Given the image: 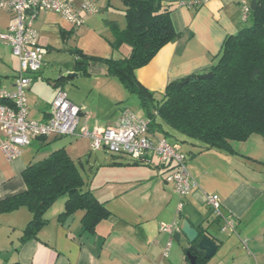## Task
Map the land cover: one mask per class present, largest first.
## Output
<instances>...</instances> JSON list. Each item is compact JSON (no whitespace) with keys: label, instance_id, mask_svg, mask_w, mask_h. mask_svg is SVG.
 Listing matches in <instances>:
<instances>
[{"label":"crops","instance_id":"0c3cea01","mask_svg":"<svg viewBox=\"0 0 264 264\" xmlns=\"http://www.w3.org/2000/svg\"><path fill=\"white\" fill-rule=\"evenodd\" d=\"M93 1L98 12L84 14L79 26L51 11H42L34 19L38 42L45 51V65L27 88L30 118L50 119L57 92L72 79L76 88H69L71 97L67 95L82 109L80 127L115 124L123 106L119 104L128 98V90L99 62L90 61L86 73L75 70V50L90 57H127L129 44H112L114 22L120 28L126 26L125 6L122 0ZM178 1L162 0L171 7L179 36L135 71L138 81L157 95H163L172 81L208 72L217 63L224 40L250 21L244 19L238 0H209L192 8L180 6ZM10 19L8 10H0V31L7 30ZM18 70V57L8 45L0 44V86L14 91ZM67 72L78 75L59 81V75ZM84 79L88 80L87 86ZM78 92H85V97L80 99ZM140 116L146 117L144 112ZM52 138L61 137L34 139L13 160L0 150V200L27 189L23 170L37 160L36 151ZM58 145L65 147L78 166L84 189L103 202L110 214L90 232L82 224L83 210L59 218L66 201V197H60L46 212L48 223L37 237L22 243L32 212L21 207L1 213L0 264H191L182 247L186 236L183 234L180 242L171 241L172 236L161 228L180 216L181 221L187 219L194 227L215 231L218 250L203 264H264L262 136L253 134L247 140L232 141L234 153L210 149L195 155L193 144H179L189 155L187 167L198 183L185 198L181 215L177 211L179 196L166 181L169 168L161 165L156 155L148 162L135 163L105 149L93 150L90 141L82 137H71L68 143ZM208 194L219 196L223 213L235 218V231L222 230L223 220L206 202Z\"/></svg>","mask_w":264,"mask_h":264},{"label":"trees","instance_id":"16d2710c","mask_svg":"<svg viewBox=\"0 0 264 264\" xmlns=\"http://www.w3.org/2000/svg\"><path fill=\"white\" fill-rule=\"evenodd\" d=\"M122 1L126 26L120 28L114 22L112 44H129V55L122 59L99 58L75 50V70L86 73L94 62L105 65L109 76L117 77L130 93L137 95L144 116L151 120V132L172 143L193 144L197 148L195 155L210 149L234 153L232 141H244L253 134L264 139V0H257V8L248 18L252 22L224 40L217 63L208 71L213 74L210 78L193 74L172 81L163 95L144 87L135 71L179 36L171 7L162 0ZM22 176L27 189L0 200V214L21 207L32 212L22 243L37 237L48 223L46 212L61 196H66V201L59 218L83 210L82 224L90 232L110 214L103 202L84 189L80 170L65 147L27 165ZM190 250L198 255L197 264L207 260L196 244Z\"/></svg>","mask_w":264,"mask_h":264},{"label":"built area","instance_id":"2783aa9c","mask_svg":"<svg viewBox=\"0 0 264 264\" xmlns=\"http://www.w3.org/2000/svg\"><path fill=\"white\" fill-rule=\"evenodd\" d=\"M209 0H179L183 7H199ZM252 0H238L244 19L251 16ZM0 10H8L11 19L7 30L0 31V43L8 45L18 57L19 70L16 89L8 91L0 86V150L9 160L18 158L23 147L40 137H82L90 141L93 150L105 149L112 154H122L135 161H150L156 155L161 165L169 171L166 181L172 184L179 196L177 211L179 215L185 205V198L197 186L190 174L187 162L189 155L178 143H172L166 137H156L150 130L151 120L138 115L128 106H121L114 125L95 126L93 129L80 127L82 109L74 104L64 90H59L52 102V116L47 121H38L29 117L27 88L33 77L38 75L45 65L44 49L38 42V31L33 21L42 11H51L63 15L76 26L84 22V14L98 12L93 0H0ZM8 103H2L1 101ZM206 202L217 218L223 220L222 230L235 231L236 221L222 210L218 195H206ZM181 216L171 224H163L162 230L171 236L179 228ZM172 241V237L170 239ZM246 243V241H244Z\"/></svg>","mask_w":264,"mask_h":264},{"label":"water","instance_id":"95a60500","mask_svg":"<svg viewBox=\"0 0 264 264\" xmlns=\"http://www.w3.org/2000/svg\"><path fill=\"white\" fill-rule=\"evenodd\" d=\"M251 8L252 10L257 8V0L251 1ZM77 75L78 73L72 72L63 73L59 75L58 80L62 81L64 79L76 77ZM212 75V72H208L203 74L202 78H210ZM183 234L186 236L187 241L182 244V247L186 250L187 257L191 264H197L198 260V255L192 253L190 250L195 244L204 252L205 259L213 257L218 250L219 244L215 238V231L210 227L200 226L197 228L192 226L187 219H183L179 228L173 232L172 238L174 241L180 242Z\"/></svg>","mask_w":264,"mask_h":264},{"label":"rangeland","instance_id":"374dc122","mask_svg":"<svg viewBox=\"0 0 264 264\" xmlns=\"http://www.w3.org/2000/svg\"><path fill=\"white\" fill-rule=\"evenodd\" d=\"M252 21L250 20L248 24H250ZM1 44V43H0ZM20 65V64H19ZM44 67V66H43ZM44 69V68H43ZM70 80V79H69ZM84 86H87L88 84V80L84 79ZM76 83L72 81V79L70 81L65 82V86H64V91L69 94V96L71 97V92H68L69 88L75 89L76 88ZM27 91V90H26ZM127 96L128 98H126L123 102H121L119 105H123V106H128L130 107L132 110H134L138 115H143V111L142 108H140V102L139 99L137 97L136 94L130 93L129 91L127 92ZM85 92H78L77 95L78 97L81 99L82 97H85ZM70 136H65V137H61L59 139L54 140V138H52L48 144H46L45 146L41 147L37 152V159L39 158H43L44 156H46L47 154H49L52 150L57 149L59 147L58 144L61 143H68L70 141ZM66 196H61V198Z\"/></svg>","mask_w":264,"mask_h":264}]
</instances>
